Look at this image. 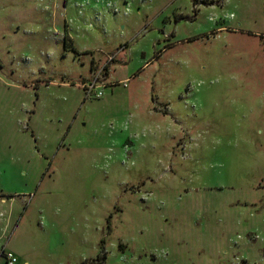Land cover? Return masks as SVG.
<instances>
[{
  "label": "rangeland",
  "instance_id": "1",
  "mask_svg": "<svg viewBox=\"0 0 264 264\" xmlns=\"http://www.w3.org/2000/svg\"><path fill=\"white\" fill-rule=\"evenodd\" d=\"M0 240L264 264V0H0Z\"/></svg>",
  "mask_w": 264,
  "mask_h": 264
},
{
  "label": "built area",
  "instance_id": "2",
  "mask_svg": "<svg viewBox=\"0 0 264 264\" xmlns=\"http://www.w3.org/2000/svg\"><path fill=\"white\" fill-rule=\"evenodd\" d=\"M83 87L88 95H94L96 97L103 96L104 86L99 84L97 80L87 82ZM1 260H4L5 264L19 263L18 255L14 251L10 250L5 242L0 240V262Z\"/></svg>",
  "mask_w": 264,
  "mask_h": 264
},
{
  "label": "trees",
  "instance_id": "3",
  "mask_svg": "<svg viewBox=\"0 0 264 264\" xmlns=\"http://www.w3.org/2000/svg\"><path fill=\"white\" fill-rule=\"evenodd\" d=\"M71 41H73V40H72L68 35L65 36V43H66V46H67V45H71V46H73ZM109 66H110V63H107V65L105 66V69L108 70V69H109ZM1 195H3V196H10V195H5V194H1ZM18 257H19V256H18ZM19 258H20V257H19Z\"/></svg>",
  "mask_w": 264,
  "mask_h": 264
},
{
  "label": "crops",
  "instance_id": "4",
  "mask_svg": "<svg viewBox=\"0 0 264 264\" xmlns=\"http://www.w3.org/2000/svg\"><path fill=\"white\" fill-rule=\"evenodd\" d=\"M239 26L241 27L242 24L239 23ZM223 28H225V26H223ZM5 243H6V242H5ZM25 264H29V263L26 261Z\"/></svg>",
  "mask_w": 264,
  "mask_h": 264
}]
</instances>
